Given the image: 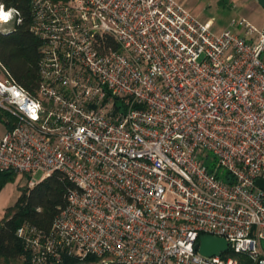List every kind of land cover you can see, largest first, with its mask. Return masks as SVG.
Listing matches in <instances>:
<instances>
[{
  "label": "built area",
  "instance_id": "obj_1",
  "mask_svg": "<svg viewBox=\"0 0 264 264\" xmlns=\"http://www.w3.org/2000/svg\"><path fill=\"white\" fill-rule=\"evenodd\" d=\"M31 4L41 81L0 64V170L76 184L50 234L19 228L35 263L264 264V27L218 34L178 0ZM0 8L10 32L21 12ZM204 234L228 250L203 254Z\"/></svg>",
  "mask_w": 264,
  "mask_h": 264
},
{
  "label": "trees",
  "instance_id": "obj_2",
  "mask_svg": "<svg viewBox=\"0 0 264 264\" xmlns=\"http://www.w3.org/2000/svg\"><path fill=\"white\" fill-rule=\"evenodd\" d=\"M59 1V0H53ZM5 9L16 8L21 12V21L14 23L10 32L0 29V64L6 67L10 76L20 85L37 94L41 75V40L31 30L33 10L31 0H0ZM107 43L115 45L111 37ZM7 120L6 128L14 126L13 117L0 109V122ZM31 178V174H23ZM19 176L14 171L0 170V190L6 183ZM76 184L62 171L55 170L48 177L38 181L33 187L19 186L16 202L7 207L0 222V264H36L31 250L18 230L28 224L35 226L43 234H50L55 217L69 203L71 191ZM95 255L81 259L63 255L62 264L97 263ZM99 258V257H98Z\"/></svg>",
  "mask_w": 264,
  "mask_h": 264
},
{
  "label": "rangeland",
  "instance_id": "obj_3",
  "mask_svg": "<svg viewBox=\"0 0 264 264\" xmlns=\"http://www.w3.org/2000/svg\"><path fill=\"white\" fill-rule=\"evenodd\" d=\"M188 9L195 17L202 22L212 20V29L220 34L227 30L234 20H239L246 15L249 19L260 23L258 17L250 12V9L244 5L240 8H233L231 4L222 3L220 0H178ZM247 7V8H246ZM255 23V24H256ZM10 24L0 22V29L8 27ZM6 125L0 122V135L6 131ZM43 175L42 171H37L32 174L34 179L39 180ZM29 178L24 175H19L16 179L8 182L0 190V222L5 214L7 207L13 205L19 196V186H25L28 184ZM97 263L92 262L91 264H102L101 258H98Z\"/></svg>",
  "mask_w": 264,
  "mask_h": 264
},
{
  "label": "water",
  "instance_id": "obj_4",
  "mask_svg": "<svg viewBox=\"0 0 264 264\" xmlns=\"http://www.w3.org/2000/svg\"><path fill=\"white\" fill-rule=\"evenodd\" d=\"M256 184L264 190V179H257ZM229 248L228 241L223 237H218L210 234H204L200 237V243L196 245L203 254L207 256L219 255Z\"/></svg>",
  "mask_w": 264,
  "mask_h": 264
},
{
  "label": "crops",
  "instance_id": "obj_5",
  "mask_svg": "<svg viewBox=\"0 0 264 264\" xmlns=\"http://www.w3.org/2000/svg\"><path fill=\"white\" fill-rule=\"evenodd\" d=\"M220 1L222 3L231 4L233 8H240L243 5L244 7L247 6L250 9L251 14L253 13L255 17L259 18L260 23L259 24L256 23V21L249 19V17L246 15L242 17L247 18L249 21L253 22L254 24L256 23V25L261 28L264 27V0H220Z\"/></svg>",
  "mask_w": 264,
  "mask_h": 264
},
{
  "label": "snow or ice",
  "instance_id": "obj_6",
  "mask_svg": "<svg viewBox=\"0 0 264 264\" xmlns=\"http://www.w3.org/2000/svg\"><path fill=\"white\" fill-rule=\"evenodd\" d=\"M8 15V13L3 12L2 8H0V20H7Z\"/></svg>",
  "mask_w": 264,
  "mask_h": 264
},
{
  "label": "bare ground",
  "instance_id": "obj_7",
  "mask_svg": "<svg viewBox=\"0 0 264 264\" xmlns=\"http://www.w3.org/2000/svg\"><path fill=\"white\" fill-rule=\"evenodd\" d=\"M3 12L7 13L6 10H3Z\"/></svg>",
  "mask_w": 264,
  "mask_h": 264
}]
</instances>
